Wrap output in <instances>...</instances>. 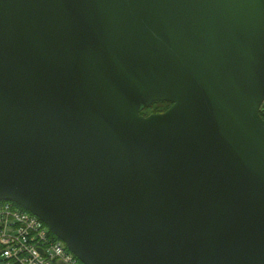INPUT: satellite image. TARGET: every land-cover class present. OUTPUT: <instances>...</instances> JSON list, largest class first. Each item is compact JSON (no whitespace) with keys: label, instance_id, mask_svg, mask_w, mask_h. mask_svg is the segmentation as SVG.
I'll list each match as a JSON object with an SVG mask.
<instances>
[{"label":"water","instance_id":"95a60500","mask_svg":"<svg viewBox=\"0 0 264 264\" xmlns=\"http://www.w3.org/2000/svg\"><path fill=\"white\" fill-rule=\"evenodd\" d=\"M263 104L264 0H0V202L83 264H264Z\"/></svg>","mask_w":264,"mask_h":264},{"label":"built area","instance_id":"2783aa9c","mask_svg":"<svg viewBox=\"0 0 264 264\" xmlns=\"http://www.w3.org/2000/svg\"><path fill=\"white\" fill-rule=\"evenodd\" d=\"M0 264H83L36 216L0 202Z\"/></svg>","mask_w":264,"mask_h":264},{"label":"trees","instance_id":"16d2710c","mask_svg":"<svg viewBox=\"0 0 264 264\" xmlns=\"http://www.w3.org/2000/svg\"><path fill=\"white\" fill-rule=\"evenodd\" d=\"M172 106V103L169 102H155L153 104H151L147 109H145L144 111L148 110V109H153V111L155 112V114H161L166 112L170 107ZM143 111V112H144ZM142 112V113H143ZM260 116L261 118L264 120V104L260 110ZM19 209H21L22 211L28 212L26 209H24L23 207L15 204ZM53 234V233H52Z\"/></svg>","mask_w":264,"mask_h":264},{"label":"rangeland","instance_id":"374dc122","mask_svg":"<svg viewBox=\"0 0 264 264\" xmlns=\"http://www.w3.org/2000/svg\"><path fill=\"white\" fill-rule=\"evenodd\" d=\"M149 107V106H148ZM147 107V108H148ZM146 108V109H147ZM153 109H155V108H152V109H148V110H146V111H144L143 113H141L143 116H145V117H148V116H150V115H152V114H155V112L153 111Z\"/></svg>","mask_w":264,"mask_h":264},{"label":"flooded vegetation","instance_id":"af4514ba","mask_svg":"<svg viewBox=\"0 0 264 264\" xmlns=\"http://www.w3.org/2000/svg\"><path fill=\"white\" fill-rule=\"evenodd\" d=\"M162 114V113H161Z\"/></svg>","mask_w":264,"mask_h":264}]
</instances>
